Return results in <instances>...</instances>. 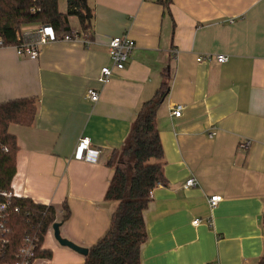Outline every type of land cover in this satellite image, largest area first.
I'll return each instance as SVG.
<instances>
[{
  "label": "crops",
  "instance_id": "1",
  "mask_svg": "<svg viewBox=\"0 0 264 264\" xmlns=\"http://www.w3.org/2000/svg\"><path fill=\"white\" fill-rule=\"evenodd\" d=\"M91 4L89 44L48 43L35 60L0 48V103L37 100L29 127L8 128L18 146L11 190L53 207L62 238L95 245L116 208L104 199L113 175L107 160L168 69L169 93L156 115L166 182L152 191L143 213L140 264H256L264 253V0H172L168 8L159 0ZM71 30L78 33V23ZM122 35L134 50L124 69L101 83L100 70L111 68L106 45ZM32 38V28H23L22 39ZM217 55L227 61L218 63ZM89 88L99 93L96 103L85 97ZM177 108L179 118L172 115ZM244 142L246 150L239 148ZM191 178L195 186L185 188ZM213 195L222 200L210 208ZM42 250L51 257L36 264H84L51 230Z\"/></svg>",
  "mask_w": 264,
  "mask_h": 264
},
{
  "label": "trees",
  "instance_id": "2",
  "mask_svg": "<svg viewBox=\"0 0 264 264\" xmlns=\"http://www.w3.org/2000/svg\"><path fill=\"white\" fill-rule=\"evenodd\" d=\"M168 8L172 0H159ZM66 11H59V0H0V42L2 47L22 43L25 27L42 26L56 35H71L69 18L74 17L79 34L92 39L94 11L91 0H65ZM162 80L151 99L139 108L131 130L120 149L113 150L106 165L113 169L105 201L116 203L107 232L88 249L84 264H140V248L147 239L143 213L151 201L150 192L158 182L165 184L164 154L159 139L156 115L169 93L170 74L163 70ZM37 100L24 98L0 103V192L11 191L18 146L9 133L11 124L29 127L36 114ZM4 201L0 197V202ZM17 207L19 212L13 213ZM61 222L69 217L63 204ZM8 228V250L3 262L12 257L25 237L36 238L42 246L55 223V210L29 199L13 198L4 214ZM264 233V215L261 218ZM37 258L50 259L49 251H37ZM256 264H264V253Z\"/></svg>",
  "mask_w": 264,
  "mask_h": 264
},
{
  "label": "built area",
  "instance_id": "3",
  "mask_svg": "<svg viewBox=\"0 0 264 264\" xmlns=\"http://www.w3.org/2000/svg\"><path fill=\"white\" fill-rule=\"evenodd\" d=\"M33 30V38L30 40H23L21 44L16 46H11L16 51L18 57L27 58L29 60H35L38 57L39 50L42 46L52 43V42H59V41H73V40H81L85 44H89L90 40L84 38L83 35L79 33H72L71 35H56L50 29H47L42 26H36L32 28ZM22 37V35H21ZM107 54L109 56L111 62V68L103 67L100 70L98 81L101 83H106L109 81L112 71L117 70L121 71L124 69L129 56L131 55L132 51L134 50V42L130 40L128 37L116 36L110 38L107 45ZM0 48L2 47V43L0 42ZM218 63H225L227 61L224 55H217L215 57ZM203 58H198L197 61H202ZM86 99L90 103H96L99 99V93L97 90L93 88L87 89L85 93ZM173 117L179 118L181 115L180 108L175 109L172 112ZM81 146L84 147L85 159H90V154L92 151L88 149V141L86 139L80 140ZM249 147L248 142H244L239 145V148L246 150ZM164 184L158 182L155 188H161ZM195 186V180L193 178L188 179L184 185L185 188ZM154 188V189H155ZM153 189V190H154ZM152 190V191H153ZM150 192V197L152 194ZM0 197L4 200L0 202V264H8L3 262L7 256L8 250V228L6 225V219L4 214L9 206V200L13 198H19L12 190L9 192H0ZM222 197L220 195H213L208 198V205L210 208L216 207L218 203H220ZM13 213H18L19 210L17 207L12 208ZM198 220L192 222L193 225L198 224ZM51 230V228L49 229ZM48 230V231H49ZM42 250V246L39 244L38 239L25 237L22 240V244L12 257L13 264H36L38 258L36 256L37 251Z\"/></svg>",
  "mask_w": 264,
  "mask_h": 264
},
{
  "label": "water",
  "instance_id": "4",
  "mask_svg": "<svg viewBox=\"0 0 264 264\" xmlns=\"http://www.w3.org/2000/svg\"><path fill=\"white\" fill-rule=\"evenodd\" d=\"M61 224L60 223H53L51 226V231H52V235L54 240L62 247H66L70 250H72L73 252L81 255V256H86L88 254V249L87 248H83L80 247L78 245H75L74 243L62 238L60 236V232H59V228H60Z\"/></svg>",
  "mask_w": 264,
  "mask_h": 264
},
{
  "label": "rangeland",
  "instance_id": "5",
  "mask_svg": "<svg viewBox=\"0 0 264 264\" xmlns=\"http://www.w3.org/2000/svg\"><path fill=\"white\" fill-rule=\"evenodd\" d=\"M65 5V0H59V10L62 11ZM77 25V20L74 17L69 18V26L70 28H74Z\"/></svg>",
  "mask_w": 264,
  "mask_h": 264
}]
</instances>
